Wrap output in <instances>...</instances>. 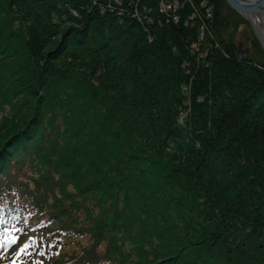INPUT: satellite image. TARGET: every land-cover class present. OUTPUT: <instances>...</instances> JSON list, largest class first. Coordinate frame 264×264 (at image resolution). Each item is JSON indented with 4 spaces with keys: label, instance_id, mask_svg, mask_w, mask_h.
Masks as SVG:
<instances>
[{
    "label": "trees",
    "instance_id": "obj_1",
    "mask_svg": "<svg viewBox=\"0 0 264 264\" xmlns=\"http://www.w3.org/2000/svg\"><path fill=\"white\" fill-rule=\"evenodd\" d=\"M87 1L0 0V264H264V63Z\"/></svg>",
    "mask_w": 264,
    "mask_h": 264
},
{
    "label": "built area",
    "instance_id": "obj_2",
    "mask_svg": "<svg viewBox=\"0 0 264 264\" xmlns=\"http://www.w3.org/2000/svg\"><path fill=\"white\" fill-rule=\"evenodd\" d=\"M85 7L100 10L104 15L134 20L145 29L149 41L155 38L154 32H151L153 27L165 28L171 24L189 28L196 35L195 42L214 41L216 36L210 29L213 8L207 0H91V4ZM146 12L148 17L144 15ZM73 13L77 14L75 10ZM214 43H211L213 47H219L217 42ZM194 45L193 49L197 50ZM185 65L188 67L189 64Z\"/></svg>",
    "mask_w": 264,
    "mask_h": 264
},
{
    "label": "rangeland",
    "instance_id": "obj_3",
    "mask_svg": "<svg viewBox=\"0 0 264 264\" xmlns=\"http://www.w3.org/2000/svg\"><path fill=\"white\" fill-rule=\"evenodd\" d=\"M208 4L213 8V18L211 21L212 31L215 33V40H208L206 43L196 42L195 47L199 51V56L204 54L203 57L210 53H214L215 51H221L226 57H229V53L226 51L225 46L221 43V41H227L229 43H235L237 47L238 53L244 54V57L252 58L256 62L264 63V50L262 49V45L257 41V35L255 34L252 26L250 25L246 14L240 11H236L233 8H230L229 5L224 3L222 7L218 6L217 3L207 0ZM87 4H91V0L87 1ZM92 7V5H90ZM97 11V9H96ZM100 15L105 16L99 11H97ZM149 12V11H148ZM148 12L144 13L145 17H148ZM216 12H219V16L217 17ZM262 29H264V25L261 24ZM141 26V25H140ZM152 26V25H151ZM178 25H167L166 28H170ZM142 27V26H141ZM148 27V26H147ZM156 27V26H155ZM151 30V32H155L160 29V27ZM143 28V27H142ZM216 28L220 29V33L217 34ZM145 32V29L143 28ZM217 42L219 47H213ZM213 43V45L211 44ZM261 45V46H260ZM242 47V52L239 50V47ZM193 47V45H192ZM174 50L177 52V48L174 47ZM184 69V68H183ZM185 73L188 75L187 82L183 85V90L186 95V107L182 106L179 109L178 120L177 123L179 125H186L188 117L190 115L191 110V89L193 88L195 81V70L191 66L187 69H184Z\"/></svg>",
    "mask_w": 264,
    "mask_h": 264
},
{
    "label": "water",
    "instance_id": "obj_4",
    "mask_svg": "<svg viewBox=\"0 0 264 264\" xmlns=\"http://www.w3.org/2000/svg\"><path fill=\"white\" fill-rule=\"evenodd\" d=\"M228 4L246 14V17L252 26L255 34L259 38L262 47L264 48V39L259 35L257 25L252 17L253 14H262L264 16V0H226Z\"/></svg>",
    "mask_w": 264,
    "mask_h": 264
},
{
    "label": "flooded vegetation",
    "instance_id": "obj_5",
    "mask_svg": "<svg viewBox=\"0 0 264 264\" xmlns=\"http://www.w3.org/2000/svg\"><path fill=\"white\" fill-rule=\"evenodd\" d=\"M224 3H226L227 5H229L228 4V2L226 1V0H220V4H221V6H223L224 5ZM230 6V5H229ZM230 8H232L231 6H230ZM234 9V8H233ZM236 10V9H235ZM237 11V10H236ZM252 17H253V19L257 22L256 24L258 25L257 27H258V30H260V32H259V35L264 39V29H262V25L261 24H263L264 25V16L262 15V14H253L252 15ZM257 41L259 42V44H261V42H260V40H259V38H257ZM261 46V45H260ZM262 47V46H261ZM262 49L264 50V48L262 47ZM239 50L241 51L242 50V47L240 46L239 47ZM242 52V51H241ZM240 54V56L242 57V58H245L243 55L244 54H242V53H239Z\"/></svg>",
    "mask_w": 264,
    "mask_h": 264
},
{
    "label": "bare ground",
    "instance_id": "obj_6",
    "mask_svg": "<svg viewBox=\"0 0 264 264\" xmlns=\"http://www.w3.org/2000/svg\"><path fill=\"white\" fill-rule=\"evenodd\" d=\"M254 22H255V24L257 23L255 20H254ZM257 25V24H256ZM258 26V25H257ZM257 29H258V27H257ZM260 32V30H258V33Z\"/></svg>",
    "mask_w": 264,
    "mask_h": 264
}]
</instances>
